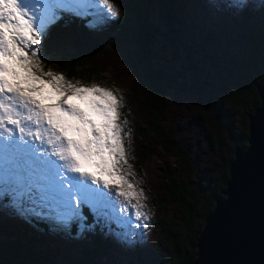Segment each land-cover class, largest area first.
Here are the masks:
<instances>
[{
	"label": "snow or ice",
	"instance_id": "1",
	"mask_svg": "<svg viewBox=\"0 0 264 264\" xmlns=\"http://www.w3.org/2000/svg\"><path fill=\"white\" fill-rule=\"evenodd\" d=\"M237 7L242 14L248 5L238 0ZM64 14L94 32L118 9L110 0H0V214L63 229L77 224L84 234L99 225L133 251L147 213L124 167L123 99L43 67L42 41Z\"/></svg>",
	"mask_w": 264,
	"mask_h": 264
},
{
	"label": "rangeland",
	"instance_id": "2",
	"mask_svg": "<svg viewBox=\"0 0 264 264\" xmlns=\"http://www.w3.org/2000/svg\"><path fill=\"white\" fill-rule=\"evenodd\" d=\"M110 2L118 9L119 16L120 8L114 1L110 0ZM242 2L248 5L245 9L246 19L237 7L238 0H181L180 20L183 24L180 37L186 46L191 45V59L203 62L200 69L205 72L208 80L214 83L207 93L208 102L204 103L211 118L207 120L199 116L203 103L195 100L188 93L176 88L168 91L166 108L161 115L162 138L168 140L167 148L155 143L152 135L142 137L130 129L131 120L133 125H142L147 118L145 113L140 112L142 104L132 91L133 79L123 61L133 57L135 42L125 41L115 34H108L105 28L110 26V21L102 26L101 30L94 31L93 36L102 37L100 44L101 50H104L98 57L103 63L100 65L106 68V77L104 80L97 79L90 83L107 87L123 99V107L120 110L121 120H127V125L122 126L126 131H130V138L126 136L125 140L128 165L131 168L128 169V165L124 167L132 172L128 179L135 185L136 191H143L139 203L144 206L141 210L147 213L146 221H142L141 228L137 229L143 230L144 239L133 251L119 247L115 238L107 234L106 228L101 229L99 225L95 228L94 231L99 232L101 243L105 244V239L107 243V249L104 253L100 252L97 264L132 262L157 264V256H161L163 264H171L166 257L168 254L166 239L170 237L166 228H174L179 218L178 207L170 201L163 190L166 179L169 177L177 184L198 187L200 191L198 205L202 206L212 198L216 181L227 171L228 163L232 158V138L239 134L243 117L248 109L246 102L240 103L238 97L244 93L250 95L252 91L243 86H235L229 78H226V72L221 66L223 55L236 52V40L242 37V32L245 30L240 25L241 21L244 27L252 25L254 30L261 31L264 35V0H242ZM156 24L158 31L165 30L163 24L159 22ZM206 32L211 33V39L205 43L206 51L194 52L193 47L204 38ZM176 38L174 34L168 35L165 39L157 36L150 44L152 53H155L156 58L161 56L169 58L171 53L169 45L174 46ZM93 40L98 39L93 38ZM80 41L79 39L78 43L73 45L77 52L97 50L99 47L97 42H82L86 46L84 48L79 45ZM177 49L181 51L179 47ZM180 54L185 59L183 52ZM164 68L171 70L169 66ZM172 68L181 70L179 66ZM47 70L63 74L54 67L45 69ZM213 97L216 101H212ZM214 127L218 128V142H214L211 134ZM131 134H134V140ZM141 142L146 144L149 156L146 155L145 150L140 158L138 145ZM132 203L135 204L137 201L133 200ZM85 208L83 210L89 212L88 208ZM3 212L4 209L0 208V213ZM86 216L87 222L92 223L93 216L90 213ZM199 221L196 219L195 225H198ZM4 223L37 237L40 242L38 245L44 248L41 250L57 248L71 256H80L83 249H89L91 246L90 240L86 234L81 233L77 224H71L67 229H63L54 223L43 221L46 228L54 229H46L45 233H42L41 230L31 226L33 222L29 223L6 213L0 214V226ZM71 233L72 235L69 236L68 234ZM68 244L72 247H67Z\"/></svg>",
	"mask_w": 264,
	"mask_h": 264
},
{
	"label": "trees",
	"instance_id": "3",
	"mask_svg": "<svg viewBox=\"0 0 264 264\" xmlns=\"http://www.w3.org/2000/svg\"><path fill=\"white\" fill-rule=\"evenodd\" d=\"M112 1L120 8V14L116 19L110 20V26L106 27L105 30L108 34H115L125 41L135 42L134 47L136 48H134L133 57L123 61L133 79L132 91L142 104L140 112L145 113L147 117L142 125H133L131 120L130 129L142 137L148 134L152 135L155 143L167 148L168 140L162 138L161 115L166 108L168 91L173 88L180 89L195 100L202 102L199 116L209 120L211 116L208 114L204 103L207 101L208 90L214 83L210 82L205 76V72L200 69L203 62L191 59L192 47L189 44L186 46L180 37L183 24L180 20L181 0ZM242 15L243 18H247L245 10ZM156 22L164 25L165 30L163 32L158 31ZM242 22L240 25L245 30L242 32V37H238L236 40V52L224 54L221 63L226 72V78H229L233 85L243 86L252 91L250 95L244 93L238 97L240 103L246 102L248 109L243 117L239 134L232 138V154L235 148L246 146L247 115L252 113L259 104L257 89L264 87V35L261 31L254 30L252 25L244 27ZM84 24L85 20L64 14V19L51 27L47 38L42 41L44 70L54 67L60 70L67 80L81 81L84 84H91L90 82L97 79H105L106 68L100 65L103 63L98 57L104 49L97 52H77L73 46H70L72 40L78 42L81 39L85 42H97L99 44L102 41V37L93 36L95 33L84 27ZM209 33L206 32L204 38L193 47L194 52L206 51L205 43L211 39V33ZM170 34L177 37L174 46L169 45L170 57L156 58L155 53H152L150 44L157 36L165 39ZM93 38L98 40L94 41ZM178 47L181 51H178ZM181 52L185 55V59L180 54ZM163 65L169 66L171 70L165 69L166 66ZM172 66H179L181 70L177 71ZM214 78L216 79V77ZM212 101H216V99L213 97ZM211 134L214 142H218L217 127L213 128ZM131 135L134 140V134ZM138 148L140 158L145 150L146 155L149 156L150 153L145 143L141 142ZM227 171L222 173L216 181L212 198L202 206L198 205L200 198L198 187L177 184L169 177L166 179L163 190L170 201L178 207L179 218L174 228H166L170 235L166 239L168 247L166 257L171 264H191L195 257L194 244L201 229L202 221L211 211L213 199L216 196L221 197V190L228 179ZM83 212L85 216L89 213L85 210ZM196 219L200 220L198 225H195ZM31 226L41 230L42 233H45L46 229H54L46 228L43 221H34ZM98 233L96 230L86 234L91 243L90 248L83 249L80 256H71L57 248L41 250L44 248L38 245L40 242H38L37 237L30 236L18 227L4 223L0 226V264H97L96 261L100 254L107 249L106 239L105 244H102ZM68 235L71 236L72 233ZM185 246L187 247L185 248ZM67 247L72 246L68 244ZM100 247L101 251H99ZM157 258V264H163L161 256H157Z\"/></svg>",
	"mask_w": 264,
	"mask_h": 264
},
{
	"label": "water",
	"instance_id": "4",
	"mask_svg": "<svg viewBox=\"0 0 264 264\" xmlns=\"http://www.w3.org/2000/svg\"><path fill=\"white\" fill-rule=\"evenodd\" d=\"M257 90L246 146L233 151L228 179L204 217L191 264H264V87Z\"/></svg>",
	"mask_w": 264,
	"mask_h": 264
},
{
	"label": "bare ground",
	"instance_id": "5",
	"mask_svg": "<svg viewBox=\"0 0 264 264\" xmlns=\"http://www.w3.org/2000/svg\"><path fill=\"white\" fill-rule=\"evenodd\" d=\"M77 37V36H76ZM76 40V39H75ZM81 40V39H80ZM82 42H85V41H83V40H81L80 41V46H83L84 48H86V46H84L83 44H82ZM78 42H75L74 40H72L71 42H70V46H73L74 44H77ZM89 43V42H88ZM99 46H101V44H99ZM101 49V47H98L97 48V50H90V52H97V51H99ZM88 52V51H87Z\"/></svg>",
	"mask_w": 264,
	"mask_h": 264
}]
</instances>
